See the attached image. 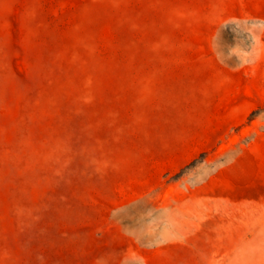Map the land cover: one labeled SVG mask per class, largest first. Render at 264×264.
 Segmentation results:
<instances>
[{
    "label": "rangeland",
    "instance_id": "1",
    "mask_svg": "<svg viewBox=\"0 0 264 264\" xmlns=\"http://www.w3.org/2000/svg\"><path fill=\"white\" fill-rule=\"evenodd\" d=\"M0 264H264V0H0Z\"/></svg>",
    "mask_w": 264,
    "mask_h": 264
}]
</instances>
